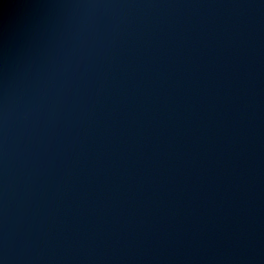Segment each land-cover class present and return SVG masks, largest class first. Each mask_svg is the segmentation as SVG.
Listing matches in <instances>:
<instances>
[{
    "label": "water",
    "instance_id": "95a60500",
    "mask_svg": "<svg viewBox=\"0 0 264 264\" xmlns=\"http://www.w3.org/2000/svg\"><path fill=\"white\" fill-rule=\"evenodd\" d=\"M0 264H264V0H0Z\"/></svg>",
    "mask_w": 264,
    "mask_h": 264
}]
</instances>
